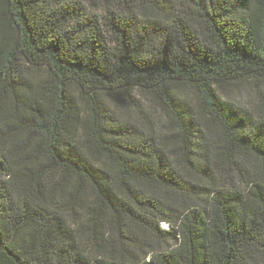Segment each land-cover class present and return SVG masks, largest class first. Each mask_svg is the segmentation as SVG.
Segmentation results:
<instances>
[{
	"label": "trees",
	"instance_id": "trees-1",
	"mask_svg": "<svg viewBox=\"0 0 264 264\" xmlns=\"http://www.w3.org/2000/svg\"><path fill=\"white\" fill-rule=\"evenodd\" d=\"M0 264H264V0H0Z\"/></svg>",
	"mask_w": 264,
	"mask_h": 264
},
{
	"label": "rangeland",
	"instance_id": "rangeland-1",
	"mask_svg": "<svg viewBox=\"0 0 264 264\" xmlns=\"http://www.w3.org/2000/svg\"><path fill=\"white\" fill-rule=\"evenodd\" d=\"M238 96H239L240 99H242V101H245L246 98H247L245 95H242V94L241 95H238Z\"/></svg>",
	"mask_w": 264,
	"mask_h": 264
}]
</instances>
